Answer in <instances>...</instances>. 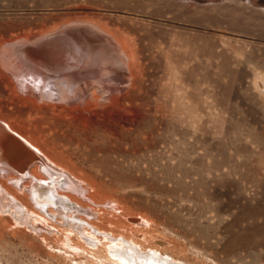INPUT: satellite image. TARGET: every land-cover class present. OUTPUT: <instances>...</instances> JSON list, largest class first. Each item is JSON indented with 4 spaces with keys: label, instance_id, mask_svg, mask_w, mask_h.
<instances>
[{
    "label": "rangeland",
    "instance_id": "1",
    "mask_svg": "<svg viewBox=\"0 0 264 264\" xmlns=\"http://www.w3.org/2000/svg\"><path fill=\"white\" fill-rule=\"evenodd\" d=\"M85 23L127 56L111 112L61 109L0 65V120L95 176L101 155L63 138L127 118L125 166L105 157L126 232L177 264H264V0H0V51ZM17 222L0 212V264H113Z\"/></svg>",
    "mask_w": 264,
    "mask_h": 264
},
{
    "label": "bare ground",
    "instance_id": "2",
    "mask_svg": "<svg viewBox=\"0 0 264 264\" xmlns=\"http://www.w3.org/2000/svg\"><path fill=\"white\" fill-rule=\"evenodd\" d=\"M101 30L92 24H73L42 38L17 40L1 49L0 65L15 81L24 78L21 85L37 97L53 104L65 103L61 109L111 112L116 104V96H110L114 91L111 88L124 85L127 56L111 35ZM126 124L127 118H117L104 122L98 133L82 134L78 139L62 137L68 142L74 139L85 148L88 155L84 162H88V156L101 155L97 164L89 167L100 171L93 176L76 171L77 166L65 152L58 151L61 160L57 161L0 120V212H8L19 223L41 232L49 249L65 246L88 251L97 260L113 264H177L126 232L125 208L113 196L112 184L122 180L127 183V176L109 169L105 158L111 156V162L119 168L127 162ZM87 236L94 249L85 248ZM101 253L104 256H99Z\"/></svg>",
    "mask_w": 264,
    "mask_h": 264
}]
</instances>
